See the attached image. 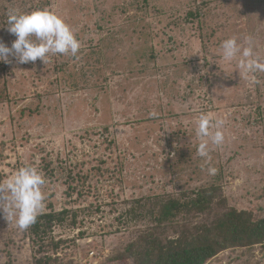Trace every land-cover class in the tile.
I'll return each instance as SVG.
<instances>
[{"label":"rangeland","instance_id":"obj_1","mask_svg":"<svg viewBox=\"0 0 264 264\" xmlns=\"http://www.w3.org/2000/svg\"><path fill=\"white\" fill-rule=\"evenodd\" d=\"M197 7L202 16L188 15ZM49 8L81 47L45 63L9 57L0 184L32 166L46 181L41 212L92 206L79 224L54 229L66 241L57 254L64 264H126L108 256L141 226L126 212L143 195L218 183L229 206L264 215V73L251 83L220 47L251 37L264 62V0H50ZM202 114L225 121L207 164L197 154ZM79 187L89 192L83 200ZM0 229L12 240H0V264H32L15 221L0 217ZM262 251L238 260L241 249L225 250L207 264H264Z\"/></svg>","mask_w":264,"mask_h":264},{"label":"trees","instance_id":"obj_2","mask_svg":"<svg viewBox=\"0 0 264 264\" xmlns=\"http://www.w3.org/2000/svg\"><path fill=\"white\" fill-rule=\"evenodd\" d=\"M26 1L0 0V41L4 44L15 37L7 30V15L12 9L4 2L15 6L19 12L50 9V0H31L29 5ZM200 11L197 7L187 13L200 17L203 15ZM6 68L7 63L0 61V102L8 100L7 79L1 76ZM98 172H101L100 168ZM73 190L75 187H71L67 195L71 196ZM82 191L79 187L77 196L81 200L89 194ZM221 193V185L211 183L196 189L131 199L126 212L128 221L141 226L122 249L111 252L108 260L126 264H207L218 253L236 248L241 249L237 256L240 260L242 256L251 255L257 245L264 254V215L257 216L252 210L229 206ZM258 196L264 198V180ZM48 206L49 209L41 212L34 224L23 230L25 239L30 242L32 264H64L63 258L57 254L66 241L54 234L55 227L77 225L81 222L79 216L84 217L86 211L92 209V206H63L59 209L53 204ZM0 240L6 244L11 238L0 229Z\"/></svg>","mask_w":264,"mask_h":264},{"label":"clouds","instance_id":"obj_3","mask_svg":"<svg viewBox=\"0 0 264 264\" xmlns=\"http://www.w3.org/2000/svg\"><path fill=\"white\" fill-rule=\"evenodd\" d=\"M7 30L15 39L10 47L0 41V61L5 63L10 62V56L20 64L35 63L37 59L45 63L50 55L57 54L75 57L81 47L64 19L44 9L10 11ZM246 44L238 43L235 36L224 39L220 45L222 56L229 62L237 60L239 74L242 72L251 83H258L256 75L264 73V62L255 54L251 37L247 38ZM224 123L223 119L213 121L207 114L200 115L197 120L196 135L200 138L197 154L204 158L205 164L211 159L210 144L219 146L224 142ZM217 172V168L208 167L209 175L214 176ZM45 182V177L35 167L17 169L0 184V217L6 221L14 220L20 230L28 229L44 207L45 194L41 189Z\"/></svg>","mask_w":264,"mask_h":264}]
</instances>
